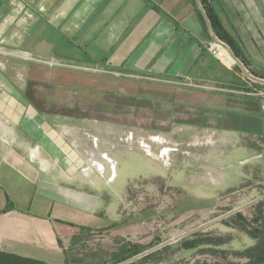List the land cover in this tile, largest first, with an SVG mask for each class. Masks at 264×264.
I'll return each instance as SVG.
<instances>
[{"label":"crops","instance_id":"1","mask_svg":"<svg viewBox=\"0 0 264 264\" xmlns=\"http://www.w3.org/2000/svg\"><path fill=\"white\" fill-rule=\"evenodd\" d=\"M200 2L221 21L242 65L210 53L208 44L217 35ZM0 43L7 51L74 62V91H81L90 107L99 91L104 109L130 106L135 117L128 121L137 125L138 115L140 120L150 116V130L163 133L158 123H166L168 137L211 135L231 141L204 122L239 133L236 139L244 145L250 138L258 153L264 149V132L225 128L223 123L235 118L221 115L223 107L235 115L249 111L257 99L264 122V0H0ZM96 69L104 74L97 82ZM42 70L0 52V252L47 264L83 263L81 241L95 239L104 251L126 237L109 235L110 223L77 231L76 217L97 214L93 192L80 188L89 181L78 177L87 157L78 147L79 131L74 145H68L51 123L74 121V127L88 128L98 138L95 121L121 115L83 113L76 102L70 115L42 113L40 77H34ZM116 73L131 77L117 81L108 76ZM194 107L204 112L188 110ZM31 129H37L38 138ZM102 129L107 138L119 133L106 124ZM28 137L37 141L33 150ZM89 142L83 137L82 147ZM92 259V264H110Z\"/></svg>","mask_w":264,"mask_h":264},{"label":"rangeland","instance_id":"2","mask_svg":"<svg viewBox=\"0 0 264 264\" xmlns=\"http://www.w3.org/2000/svg\"><path fill=\"white\" fill-rule=\"evenodd\" d=\"M200 4L202 6V2ZM206 10L202 6V11L207 13ZM1 50L7 51L0 43ZM7 52L12 57L24 59L28 65H32V69L34 65L43 68L44 73L34 75L36 79L40 77V83L37 84L41 88L39 97L45 101L41 107L42 113L70 115L74 113L76 102L77 109L83 113L93 109L99 117H102L103 112L121 115L106 123L95 121L98 127L95 133L102 137L107 135L106 130L102 129L105 124L119 132L103 139L93 136L88 128L74 127V121L51 123L55 124L52 129L57 133L62 131L63 142L68 140V145H74V132L79 131L78 147L87 157L86 165L79 170L78 177L89 181L87 188H80L93 192L96 197L94 211L97 214L91 218L84 214H81L80 219L76 217L74 226L77 231H82L84 226L97 223L107 226L110 223L108 227L113 230L109 235L126 237L120 241L114 240L104 251L99 250V243L95 239L90 238L86 244L81 241L84 244L81 253L84 262L74 261L73 264H92V257L109 259L110 264H120L144 252L149 253L128 264H247L244 252L258 242L252 238L251 232L258 230L260 238H264V224L254 222L259 213L264 216V207H257L258 203L247 205L237 212L242 215V220L238 219L236 213L221 217L264 196V155L260 156L264 154V149L258 153L248 142L250 138L244 145L236 139L239 133L226 132L219 125L210 123L200 124L219 131L231 141L211 135L180 139L168 137L166 123H158L163 133L150 130V116L140 120L141 115H138V128L135 122L127 119L135 117L132 107L122 106L117 111L112 105L108 111V107L104 109L102 104L103 92L99 91L94 95L95 105L92 102L93 107H90L86 98H81L85 97L80 96L82 92L74 91V79L77 78L74 77V62L39 57L32 52H28L30 55L27 57L20 52ZM98 70L93 72L96 82L104 76L103 69ZM247 73L250 74L248 70ZM116 75L108 74L117 81L131 77L120 73ZM80 76L86 78V75ZM253 100L249 111H240L239 115L229 114L232 112L223 107L220 113L223 117L232 115L231 118L236 119L225 121L223 127L233 130H248L251 127L254 132L263 133L261 104L257 99ZM188 110L204 112L196 107ZM31 112L37 114L38 111L31 108ZM125 117L127 121L122 120ZM31 133L32 136L37 134L38 138L37 129H31ZM87 136L90 144L88 148L82 147L81 141ZM28 139L33 150L37 141L32 137ZM11 142L15 140L11 139ZM181 236L183 238L179 241L156 249L160 244ZM194 240L204 245L187 249L185 242ZM210 243L222 244L216 246Z\"/></svg>","mask_w":264,"mask_h":264},{"label":"trees","instance_id":"3","mask_svg":"<svg viewBox=\"0 0 264 264\" xmlns=\"http://www.w3.org/2000/svg\"><path fill=\"white\" fill-rule=\"evenodd\" d=\"M203 7L206 8L205 5ZM206 14H207V17H208V20L210 22V26H211L213 32L217 36H219L220 38L224 39L225 41L230 42L229 36L226 33H224V27H223L221 21L217 18V16L213 15L209 11H207ZM257 207H264V200L259 201L257 204ZM236 216L240 220L243 219V217L240 213H236ZM254 222H261L264 224L263 213H259L258 217H255ZM243 230H246V229L244 228ZM251 235H252V238L257 240L258 242L255 246H253L249 249H246L243 257L247 258V260H248L247 264H264V238L263 239L260 238L258 230L252 231ZM210 244H212V243H210ZM221 244L222 243H216V244L213 243L212 245L217 246V245H221ZM185 245H186L187 249L192 250V249L199 248L201 245H204V243L194 240V241H191L190 243L185 242ZM131 257H133V256H131ZM0 264H47V263H43V262L35 261L32 259H26V258H22L19 256L10 255V254L4 253V252H0ZM202 264H212V263L203 262ZM213 264H222V263H213Z\"/></svg>","mask_w":264,"mask_h":264},{"label":"built area","instance_id":"4","mask_svg":"<svg viewBox=\"0 0 264 264\" xmlns=\"http://www.w3.org/2000/svg\"><path fill=\"white\" fill-rule=\"evenodd\" d=\"M208 50L210 51V53H212V55H214L220 61H223V62H226V63H230V64L239 63L240 65H242L233 56L229 44L225 40L221 39L218 36H213V39L208 44ZM0 52L5 54V55H9V52H7L5 50H1ZM21 54H25L26 57L30 55L28 52H22ZM246 74H247V76L249 77L250 80L256 82V79H254V77L251 74H248L247 71H246ZM263 112H264V108H263ZM148 148H150V146H148ZM105 158H106L107 161H109L110 164L112 163L110 161V159L107 158V156Z\"/></svg>","mask_w":264,"mask_h":264},{"label":"water","instance_id":"5","mask_svg":"<svg viewBox=\"0 0 264 264\" xmlns=\"http://www.w3.org/2000/svg\"><path fill=\"white\" fill-rule=\"evenodd\" d=\"M262 200H264V196H263V197H260V198H258V199H256V200H254V201H252L251 203H248V204H246V205H244V206H241V207H238V208L234 209L233 211L227 213L226 215H224V216L221 217V218H224L225 216L230 215V214H234V213L240 212V211H242L247 205H251L252 203H258L259 201H262ZM182 238H183V236H181V237H177V238L174 239V240H170V241H168V242L162 243V244H160L159 246H157L156 249H158V248H162V247H164V246H166V245H169V244H171L173 241H176V242H177V241H179V240L182 239ZM148 253H149V252L141 253L140 255H138V256H136V257H132L131 259H129V260L125 261V262H122V263H120V264H128V263H131V262H133V261H135V260H137V259H140L142 256H145V255L148 254Z\"/></svg>","mask_w":264,"mask_h":264},{"label":"bare ground","instance_id":"6","mask_svg":"<svg viewBox=\"0 0 264 264\" xmlns=\"http://www.w3.org/2000/svg\"><path fill=\"white\" fill-rule=\"evenodd\" d=\"M94 172L98 173L96 169H95V171H94Z\"/></svg>","mask_w":264,"mask_h":264}]
</instances>
